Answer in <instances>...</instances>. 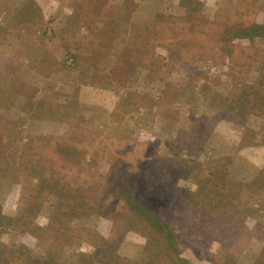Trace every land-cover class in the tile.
Instances as JSON below:
<instances>
[{
  "label": "rangeland",
  "instance_id": "obj_1",
  "mask_svg": "<svg viewBox=\"0 0 264 264\" xmlns=\"http://www.w3.org/2000/svg\"><path fill=\"white\" fill-rule=\"evenodd\" d=\"M0 264H264V0H0Z\"/></svg>",
  "mask_w": 264,
  "mask_h": 264
}]
</instances>
